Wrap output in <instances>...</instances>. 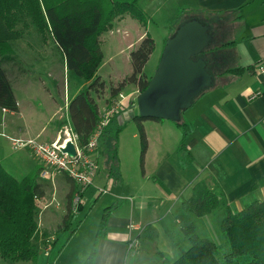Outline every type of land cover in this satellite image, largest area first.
<instances>
[{
  "label": "rangeland",
  "instance_id": "obj_1",
  "mask_svg": "<svg viewBox=\"0 0 264 264\" xmlns=\"http://www.w3.org/2000/svg\"><path fill=\"white\" fill-rule=\"evenodd\" d=\"M162 1L151 0V5H161ZM177 5L175 1H168L162 6L163 12L149 16L146 26L139 25L141 30L148 32L155 42V49L144 69L147 75H152L155 71L162 52L163 35L167 31L164 27L166 21L171 19L173 14L174 23L183 21L185 17L191 15L190 9H177ZM124 16L125 19H116L113 27L100 36L102 56L97 74L106 85H115L131 72L129 54L136 45L134 44L136 32L132 25L133 21H136L130 15ZM28 30L22 38L11 42L13 49L11 59L3 60L0 57V67L4 69L10 80L21 111V114L17 111L2 112L0 108V162L18 179L39 166L41 162L29 149L13 148L9 138H35L33 137L35 133L42 129L50 131L56 126V122H59V126L62 125L67 120L69 100L88 84L68 70L64 55L50 37H47L46 42H42L40 35L34 29ZM130 42L132 44H129ZM207 57L210 59L209 55ZM135 90L136 87L129 84L121 92L124 95H131ZM103 91L98 93L97 101L100 108L105 106L110 98L108 87ZM136 111L137 109L135 113ZM67 122L69 123L68 120ZM145 122L147 121H142V125ZM29 123L31 127L27 128L26 125ZM150 137L148 149L142 155L138 122L133 118L124 117L115 143L116 156H112L108 145L109 152L107 150L101 152L99 149V164L102 171L100 178L109 172L107 190L98 193V188H103V180L101 182L96 180L94 186L84 190L81 209L74 218L78 226L73 232L70 229L61 231L58 229L62 226L66 194L71 190L73 183L61 173L54 172L51 175L50 169H47L49 173L46 176L38 174L37 181L43 185L45 192L39 200V210L36 215L39 228L36 239L37 257L34 260L13 261L0 256V264H53L54 260L55 262L59 260L60 264H87L88 255L92 250L97 249V239L104 231L129 232L127 229L119 230L120 227L117 226L109 229L108 223L112 217L113 222L118 224L126 222L131 226L134 223H141L144 228L146 223L155 220L153 223L158 225L153 241L147 240L143 233L140 234L137 251L131 250L124 264H164V260L166 263L172 262L175 258L172 259L174 256H169L168 253L164 252L163 257L155 255V244L165 250L170 249L173 244L186 249L189 247V242L181 230L178 214L169 215L168 203L163 197V192H166L164 189L168 188L162 183L156 161L160 157L159 147L154 133ZM175 157H177L176 151L167 155V161H175ZM49 201L48 207L42 211L43 204ZM159 201H161L159 209L148 205L150 202ZM115 204L119 205L117 215L111 212L105 229H100L104 209ZM221 213L219 208L214 209L213 213L203 221L202 226L199 224L195 226V230L197 233L207 232L205 234L215 237L214 241L218 245L217 257L223 262L224 255L229 251V245L226 237L219 230ZM182 214L184 215V212ZM136 233L137 230L134 231L133 238ZM48 244L51 250L47 252L45 246ZM140 255L141 257H138Z\"/></svg>",
  "mask_w": 264,
  "mask_h": 264
},
{
  "label": "crops",
  "instance_id": "obj_2",
  "mask_svg": "<svg viewBox=\"0 0 264 264\" xmlns=\"http://www.w3.org/2000/svg\"><path fill=\"white\" fill-rule=\"evenodd\" d=\"M142 1L139 0V5L144 10L147 21L149 16L163 12L162 6L168 1L178 3L177 9L191 10L189 12L191 15L185 17L183 21L174 23V14L166 21L164 44L180 25L193 19L207 25L208 32L211 34V40L199 56L205 61V69L211 75V84L193 99L188 108L180 112V122L189 127L185 140V152H179L177 149L181 132L175 122L147 118L145 120L147 122L143 124L145 134L147 133V149L153 133L159 147L160 157L156 161L158 174L163 180L162 183L168 188L164 189L166 192H163V197L168 203L169 215L183 213L180 207L182 199L190 197L193 186L203 180L209 186H216L221 190L226 202L235 210L242 209L253 200L264 199V76L254 69L255 64L264 58V0H163L161 5L154 6L151 5V0ZM125 17L118 20H123ZM135 21L132 25L136 32L134 44H137L148 32L142 31L139 26L142 23L136 19ZM147 21L142 25L146 26ZM138 93L136 89L131 95H125L123 105H129L131 108L136 102ZM1 111L8 112L3 109ZM17 112L21 114L19 104ZM56 123L50 131L42 129L33 137L47 142L54 140L65 122L60 126L59 122ZM26 127L30 128L31 124H27ZM18 129L20 131V128ZM168 145L171 147L168 148ZM175 151L177 154L175 161H167V155ZM93 157L99 165L94 182L103 180L104 188L108 184L109 172L100 178L102 171L99 164V148L93 152ZM91 186H94V183ZM74 187L73 183L71 190L66 194L67 201L62 211L63 217L68 211V203ZM98 193L100 194L99 191ZM160 202H150L148 205L159 209ZM49 204L50 201L44 203L42 211ZM81 206L82 202L78 211ZM218 208L222 212L220 216L222 218L223 205ZM116 211L118 212L117 209L112 211L114 215H117ZM213 211L214 209L201 217L185 213L182 217L192 219L195 226L198 224L202 226L203 221ZM179 221L177 220L178 224ZM153 222L155 220L146 224H152L157 229L158 225ZM127 224L126 222L114 223L112 217L108 223L109 229L117 226L120 227L119 230L127 229L129 232L104 231L97 239L98 245L97 249H94L92 262L86 263L124 264L131 251L128 249L129 241L134 239L138 241L142 233L147 240H150L146 237L141 223H134L131 226ZM135 230L137 233L133 238ZM205 233L207 232L198 234L215 240V237ZM137 249L138 247L134 249V252ZM154 249L155 255L163 257L165 252L169 256H174L172 259H176L184 248L173 244L170 249L165 250L155 244ZM163 262L170 263L168 261L166 263L165 260ZM53 264H60L59 260L57 262L54 260Z\"/></svg>",
  "mask_w": 264,
  "mask_h": 264
},
{
  "label": "trees",
  "instance_id": "obj_3",
  "mask_svg": "<svg viewBox=\"0 0 264 264\" xmlns=\"http://www.w3.org/2000/svg\"><path fill=\"white\" fill-rule=\"evenodd\" d=\"M124 15H130L142 24L147 21L139 0H0L1 59H11L13 55L11 42L22 38L29 28L34 29L42 42H46L47 37H50L64 55L68 70L88 82L86 87L71 97L67 105L68 121L82 145L88 141L97 125L100 109L97 99L106 87L110 94L107 103H110L126 85H134L139 92L144 90L153 75H147L144 70L155 47L154 39L148 33L130 51L129 75L115 85H106L97 74L102 56L100 36L113 27L116 19ZM204 50L194 58L201 56ZM0 108L8 111L18 110L10 80L1 67ZM124 108H129V105ZM119 114L121 112L108 120L98 141L101 152L106 150L109 152L110 149L112 156H116L115 143L123 125V122L119 124L117 119ZM133 119L138 122L143 155L147 149V137L142 121L147 118L139 116L136 112ZM173 122L181 132L177 149L179 152H185L189 127L180 121ZM39 170V166H36L18 179L0 163L2 258L28 261L37 257L36 215L39 200L45 192L43 185L37 181ZM68 204L62 226L58 229L60 231L70 229L73 232L78 222L74 221L76 213L72 211L71 200ZM221 205L224 208V215L220 220L219 230L229 245L224 261L221 262L217 257V243L200 236L195 230L194 221L183 218L181 213L178 218L189 247L182 249L180 255L168 264H264V199L253 200L242 209L235 210L226 202L221 190L216 186H209L203 180L193 186L191 196L182 199L180 207L181 212L185 214L201 217ZM118 206L109 205L104 209L100 229L105 228L108 215ZM144 232L148 239L153 240L156 228L152 224H146ZM94 254L95 250H92L86 259L87 263L92 262Z\"/></svg>",
  "mask_w": 264,
  "mask_h": 264
},
{
  "label": "water",
  "instance_id": "obj_4",
  "mask_svg": "<svg viewBox=\"0 0 264 264\" xmlns=\"http://www.w3.org/2000/svg\"><path fill=\"white\" fill-rule=\"evenodd\" d=\"M210 40L208 26L199 21L193 19L180 25L167 38L152 77L136 97V105L117 116L119 124L124 117L133 118L136 109L144 118L179 121L180 112L211 84L205 61L194 58ZM62 151L75 153L70 142Z\"/></svg>",
  "mask_w": 264,
  "mask_h": 264
},
{
  "label": "built area",
  "instance_id": "obj_5",
  "mask_svg": "<svg viewBox=\"0 0 264 264\" xmlns=\"http://www.w3.org/2000/svg\"><path fill=\"white\" fill-rule=\"evenodd\" d=\"M255 71L264 76V58L259 60L255 66ZM125 95L120 92L115 99L99 109V120L97 125L85 144H80L77 134L72 130L71 125L66 121L58 131L57 136L52 141H39L35 138H9L13 148H27L41 162L39 174L46 176L50 169V174L61 173L74 183V190L71 196L72 211L77 212L82 193L94 183V179L99 170V165L93 157V152L98 148V141L107 125L108 120L119 112L126 109L123 105ZM136 104V102H135ZM134 104V105H135ZM133 105V106H134ZM74 147V155L63 152L68 143ZM106 187L98 188L100 193L106 192ZM48 244L45 250H50ZM138 247L137 239L128 243V249L133 250Z\"/></svg>",
  "mask_w": 264,
  "mask_h": 264
}]
</instances>
